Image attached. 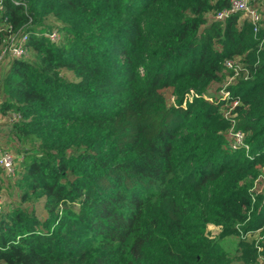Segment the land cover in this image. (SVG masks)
Wrapping results in <instances>:
<instances>
[{
  "label": "trees",
  "instance_id": "obj_1",
  "mask_svg": "<svg viewBox=\"0 0 264 264\" xmlns=\"http://www.w3.org/2000/svg\"><path fill=\"white\" fill-rule=\"evenodd\" d=\"M230 2L3 0L0 51L6 18L28 53L0 69V113H20L0 264L257 263L237 225L264 165V19L216 17Z\"/></svg>",
  "mask_w": 264,
  "mask_h": 264
},
{
  "label": "built area",
  "instance_id": "obj_2",
  "mask_svg": "<svg viewBox=\"0 0 264 264\" xmlns=\"http://www.w3.org/2000/svg\"><path fill=\"white\" fill-rule=\"evenodd\" d=\"M18 2V1H16ZM3 0H0V8L2 7ZM241 11L243 16L246 17L252 24L255 32H258L260 26L262 25V16L258 10V7L253 5V0H231L229 7L220 9L216 12V17L224 18L230 12ZM5 29L8 30L7 35L3 38L1 51H0V62L3 61L4 56L7 55L9 58L13 57H24L27 56L28 46L26 44L28 40V34L18 35L13 31V26L5 18L3 21ZM49 36L52 40H57L60 37V33L54 29L49 33ZM225 64L228 67H233L235 73H237L241 68V64L236 59H226ZM228 92H224V96H228ZM238 101L236 100L234 104ZM9 120H18L20 118V113H11V115L6 116L0 113L1 121ZM231 134L233 135V148H244L249 150V144L245 142V134L241 129L232 130ZM248 152V151H247ZM0 168L3 169L8 175L15 174V156L9 149L0 148ZM5 204V199L0 193V215L3 211ZM240 234L243 237H246L248 230L240 229ZM263 263L264 264V257Z\"/></svg>",
  "mask_w": 264,
  "mask_h": 264
},
{
  "label": "rangeland",
  "instance_id": "obj_3",
  "mask_svg": "<svg viewBox=\"0 0 264 264\" xmlns=\"http://www.w3.org/2000/svg\"><path fill=\"white\" fill-rule=\"evenodd\" d=\"M258 10L261 14V16L263 17L262 19H264V4L263 2L259 4L258 6ZM243 19V17L241 18V20ZM9 57L7 55L4 56L3 59V64L0 65V69L2 70L3 68H6V65L9 61ZM237 61H240V58H235ZM192 96V94L188 95L187 98L190 99ZM2 123L3 121H1L0 119V135L4 134V132L10 131L9 127H3L2 128ZM5 148L9 149L13 155L15 156V151L14 149L8 145L5 146ZM246 154L248 153V150H245ZM263 172L262 175H259V181L255 180V186L250 188L249 191L252 195L251 199H250V203H251V209H250V213L251 216L249 218L246 219L245 222L239 223L237 225V233H239V235L241 236V232L240 229H244V227L246 225H248L247 223L251 222L254 218V216L252 215V213L254 214L257 211V207L264 201V165H263ZM8 182V183H7ZM0 193L3 195L5 202L6 201H12L14 200V197L16 196L15 190H14V185H13V181L11 179V176L8 175L3 169L0 168ZM209 230L211 234H217L220 231V228L215 227L214 225H210L209 226ZM261 229L260 228H251V230L248 229L247 235L246 237L241 236L242 238H244L247 243H246V247L251 250L253 252V254L255 253L257 255V263L256 264H262L263 260V249L258 247V242H259V238L261 236L260 234ZM233 238H230V240L227 241L226 246L229 249H234L235 248V243H234ZM257 246V247H256ZM250 251V252H251ZM254 254V255H255ZM235 264H239V263H235Z\"/></svg>",
  "mask_w": 264,
  "mask_h": 264
}]
</instances>
